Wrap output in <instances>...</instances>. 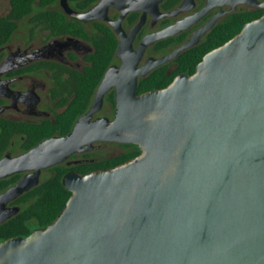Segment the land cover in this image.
<instances>
[{"label":"water","instance_id":"obj_1","mask_svg":"<svg viewBox=\"0 0 264 264\" xmlns=\"http://www.w3.org/2000/svg\"><path fill=\"white\" fill-rule=\"evenodd\" d=\"M236 2L264 9V1L206 0L199 14ZM100 4L77 13L61 0L79 19L96 17ZM186 20L147 37L140 51ZM17 65L6 57L0 74ZM147 69L128 60L109 68L67 134L0 159V178L32 172L0 195L5 203L36 185L42 170L96 143L140 151L112 167L67 174L64 207L47 226L2 240L0 264H264V13L204 54L192 74L138 94L136 77ZM113 84V118L92 119ZM10 210L0 209V222Z\"/></svg>","mask_w":264,"mask_h":264},{"label":"flooded vegetation","instance_id":"obj_2","mask_svg":"<svg viewBox=\"0 0 264 264\" xmlns=\"http://www.w3.org/2000/svg\"><path fill=\"white\" fill-rule=\"evenodd\" d=\"M101 1L93 0L82 8H78L76 1L66 0V3L72 11L86 13L100 4ZM172 1L108 0L109 4L107 3L105 8L104 3L97 7L96 17L79 19L64 12L61 0H58L55 8L64 13L69 21L78 22V26L83 31L81 35L79 32H76L77 34H48L40 26L35 27L34 32L31 33L30 25L26 20L28 38L25 40V47H11L9 43L12 38L0 47V65L6 57H10L14 63H18L17 66H12L0 74L1 85H5L8 90L5 94L0 95V118L20 123L21 127L26 130L39 126H53L55 128L58 114L64 111L74 96L73 80L75 76L83 74L91 65L90 57L95 52L94 40L96 38L102 47H107L110 50L109 53L112 55L93 91L89 106L92 104L96 90L107 70L111 67L119 68L123 60L135 62L136 69L148 68L144 74L137 75L136 92L142 82L145 91L160 89L167 86L177 75H189L195 71L197 63L201 60L193 65L195 58L198 55L203 57L204 54L215 48L214 44L217 39L225 37L231 30L230 25L226 24L219 35L216 33V27L223 24L227 17L234 15L236 20H241L260 9L264 13V9L260 6L252 5L249 2H236L212 6L199 14L206 5V0H192V2L186 1L184 3L183 0ZM257 1L263 2L264 0ZM193 15L198 16L189 21L186 20ZM214 17V21L210 23ZM184 20L186 21L178 32L149 42L140 51L139 47L147 37ZM22 21L24 20L20 22ZM110 22H113L114 25ZM37 31L43 32L44 38L39 45L31 46ZM106 40H108L107 46ZM186 43H190V45L172 55ZM190 50L192 53L185 55V52ZM30 54L38 56L28 59ZM160 59L163 61L154 64L156 60ZM115 77L117 80L118 76H114V80ZM111 95L112 99H110ZM114 97L115 85L113 84L103 95L102 106L94 113L92 119L98 117L112 119L114 115L112 106H115ZM106 105L111 107L110 115L98 116ZM11 111L17 113L18 116H9ZM51 136L62 135L55 131L49 137ZM25 138V135L20 132L11 136L8 147L1 158L6 154L11 157L17 156L37 144L25 149ZM97 144L99 143H96L95 147ZM71 159L73 158L70 156L62 163L70 165L71 162H76ZM48 169L40 172L36 185L49 176L50 171ZM31 173V171H22L0 178V195L14 186L21 178ZM27 191L5 203L0 202V209H11L10 215L0 222V242L12 236L24 237L20 235L23 229H4L5 226L3 225L18 215L23 205L22 196ZM38 228L40 227L31 229V232Z\"/></svg>","mask_w":264,"mask_h":264},{"label":"trees","instance_id":"obj_3","mask_svg":"<svg viewBox=\"0 0 264 264\" xmlns=\"http://www.w3.org/2000/svg\"><path fill=\"white\" fill-rule=\"evenodd\" d=\"M57 1L58 0H9L8 12L0 16V47L11 40L21 20L28 21L31 33L34 32L35 27L40 26V28L46 30L48 34H74L79 32L81 35L83 31L81 27L78 26V22L69 21L64 13L55 8ZM71 1H76L78 3V8H82L93 0ZM262 13L263 10L260 9L254 13H250L249 16L241 20H236L234 15L227 17L223 24L216 27V33L219 35L221 29L226 27V24L230 25L231 30H229V33L225 35V37L221 39L218 38L214 47L221 45L239 32L244 22L257 18ZM106 41L107 46L108 40ZM94 44L95 52L90 57L91 65L83 74L75 76L73 80L74 96L64 111L58 114L55 128L53 126H39L26 130L21 127L20 123L0 118V158L4 155L11 136L16 132L25 135V149H27L34 146L40 140L53 135L55 131L60 135H65L70 131L73 122L88 108L93 91L111 59L112 54L109 53L110 50H108L107 47H102L97 38L94 40ZM191 53L190 50L189 52H185V55ZM201 57V55H198L193 65H195ZM143 84L142 82L139 85L137 89L138 94L145 91ZM110 99H112V95ZM112 109H114V106H112ZM121 145L125 148V151L113 157L100 159L98 161L80 160L75 163L71 162L70 165L59 163L50 167L48 169L50 171L49 176L23 194V205L18 215L3 225L5 226L4 229H23L20 235L27 236L30 234L31 229L47 226L55 219L70 196V192L63 184L64 177L67 174L73 171L87 173L95 169L112 167L140 153L138 147L134 144ZM88 154L89 152L73 154L71 158H85Z\"/></svg>","mask_w":264,"mask_h":264},{"label":"rangeland","instance_id":"obj_4","mask_svg":"<svg viewBox=\"0 0 264 264\" xmlns=\"http://www.w3.org/2000/svg\"><path fill=\"white\" fill-rule=\"evenodd\" d=\"M9 10V0H0V16L5 15ZM28 25L27 21L24 20L19 23L18 29L14 33L11 42L9 45L13 48L25 47V40L28 38ZM44 38L43 32H38L36 37L31 43V46H37L40 44L41 40ZM110 106L106 105L103 107V110L99 112L98 116L110 115ZM9 116L17 117V113L14 111L9 112ZM125 151V148L120 143L114 142H100L97 146L89 151V154L85 158L76 157L71 159L72 161L80 160H91L98 161L100 159L109 158L121 154Z\"/></svg>","mask_w":264,"mask_h":264},{"label":"bare ground","instance_id":"obj_5","mask_svg":"<svg viewBox=\"0 0 264 264\" xmlns=\"http://www.w3.org/2000/svg\"><path fill=\"white\" fill-rule=\"evenodd\" d=\"M235 7V6H234Z\"/></svg>","mask_w":264,"mask_h":264}]
</instances>
